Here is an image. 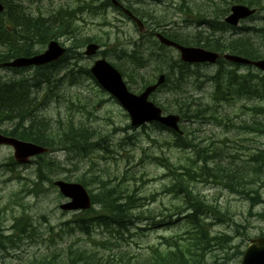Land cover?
<instances>
[{
	"label": "rangeland",
	"instance_id": "obj_1",
	"mask_svg": "<svg viewBox=\"0 0 264 264\" xmlns=\"http://www.w3.org/2000/svg\"><path fill=\"white\" fill-rule=\"evenodd\" d=\"M90 1L17 0L18 4L24 7V13L34 15L41 13L45 17H52V14L57 12L62 14L59 10L61 6L65 7L64 11L70 12L82 3ZM135 1L138 0H123L122 2L148 12L147 14L141 13L148 24L154 28V25H157L164 31L181 33L176 37L184 41V34L191 36L198 34L201 30L202 26L199 28L196 26L197 22H202L203 11L207 12L205 11L206 4H219L223 0H139L137 4ZM101 4L103 3L98 2L93 6L98 7ZM103 7H100L101 10L97 16L90 14V11L76 13L68 25V30L73 29L72 36L64 34L56 36V40L66 48L73 42V36L78 39L94 38L100 45L101 51L97 56L93 58L83 56L81 61L76 62L71 60L68 68L59 73L64 80H66L65 77H70L71 73L75 77L73 86L65 88L63 80L64 86L61 89L69 102L71 100L67 92L87 98L83 114L72 112L63 104L57 109L54 103L56 99L51 102L53 104H47L43 114L52 118V122L58 119L57 114H59L60 121L64 124L72 116L76 124L84 122V125L93 127L97 137L95 139L103 140L100 136H104L99 146L106 151L102 149V151L89 153L85 157L62 150L55 151L43 156L48 160L44 167L35 168L34 164H29L26 167L15 168V174L23 179L17 180L12 179V175L6 172L7 165L9 166L12 161L11 148L0 147V264H38L39 262L43 264H82V260L79 259L81 258L80 252L91 254L89 259L99 260L101 264H121V261L126 259L130 264L137 260L139 263L146 262L149 247H159L163 238H185L180 223L163 225L153 223L162 219V216L158 215L160 210H169L181 203V200L170 195L161 194L163 187L170 183L168 173H182L187 171L185 169L196 171L200 166L196 165L195 155L191 152L201 155L200 149L207 150L210 156L214 153L213 158L224 165L230 164L238 166L239 170H246L244 173L250 179L244 180L243 188L255 190L260 200L263 201V203L253 204L247 196L242 194L240 186L233 187L232 191L220 184H206L199 181L193 183L195 191L210 202L214 201L219 204L225 218H230V221L226 220L224 223L213 225L212 234H229L233 236L232 244L240 243L241 250H245L250 239L264 234V178L258 172L244 169L241 164L242 160L248 163L245 159H248L247 153L253 148L259 149L257 153L264 151V125H255L254 132L249 131L250 134L243 133L239 127H249L255 120L264 121L263 114H255L259 109H264V96L258 98L260 96L258 95L248 99L240 98L239 95L229 97L228 95H230V90L234 92L242 86L251 87L252 84L260 94L264 95L263 75L252 72L249 68L225 64L202 68L191 67L187 73L177 71L175 65L178 61L177 53L170 49L160 50L153 47L152 40L148 41L150 45L147 49L141 43L148 38L141 36L135 27L110 8L106 14H102ZM257 11L254 19L239 24L236 34H232L231 31H220L209 39L210 43L218 37L225 41L240 38L247 40L257 53L264 55V10L257 9ZM220 13L221 10L216 15ZM206 18L214 19L210 16ZM252 29L258 31L254 32ZM244 31L246 33H243ZM78 50L83 52L84 47ZM139 50L146 53V59H141V62L132 60L129 57L132 52H135V58L140 59ZM101 52H105V55L101 56ZM151 52L154 54L150 56ZM255 54H246L244 57L256 60L253 57ZM102 57L116 67L122 66V70L130 75H135L140 71L141 66H150L141 71L143 75L151 72L154 67L158 69L157 72L171 73L170 81L160 90V94L158 92L156 96L151 97V100L161 104L167 112H178L182 118L180 129L194 144L190 151L189 148L180 149L168 146L164 142H169L171 139L167 132L158 133L151 126L131 128L129 119L120 106L106 93H103L91 79L77 73L78 67L89 68L93 60ZM49 71L50 69L42 70L43 73ZM32 72L33 69H30L24 75L29 76ZM181 73L183 74L180 76ZM9 74V71L0 68V80ZM243 75L248 80L244 81L239 78L236 81V78L233 80L230 78L231 76L244 77ZM249 75L252 77L256 75L258 78L252 80ZM135 82L136 79H133V84L129 83L130 90L134 93H136L135 89H139ZM217 83H222V87L217 91L219 101H214L212 97L215 95L216 90L214 89ZM227 84L228 90H225ZM236 96L241 99V103L232 106V102L239 99L235 98ZM185 102L189 103L186 109L183 108ZM243 105L258 106L254 109H247L241 107ZM75 127L78 126L75 125ZM260 129L263 132H259ZM77 147L85 148L83 143ZM237 156L240 160L242 159L241 162ZM154 160L158 163H154ZM263 161L260 170L264 175ZM43 165L44 163L41 162L40 166ZM47 173H53V177L49 175L51 180L68 179L69 182H74L79 178H84L93 196L99 194L101 181L107 182V187L127 186L133 190L132 193L136 192L140 203L144 206L142 209L155 214L154 221L134 219L127 226L129 234L124 231L121 234H109L105 229L96 227L89 228L86 235L81 234L76 230L73 221L76 218H72L73 214L63 213L58 208L64 199L57 189L49 187L46 181L39 179L40 176H47ZM92 176H95L94 179ZM32 181L40 184L37 188L38 192L15 193L24 183L29 188H33ZM248 195L251 198L255 197L252 192ZM163 213L167 214L165 211ZM240 260L241 257L230 264H239Z\"/></svg>",
	"mask_w": 264,
	"mask_h": 264
},
{
	"label": "trees",
	"instance_id": "obj_2",
	"mask_svg": "<svg viewBox=\"0 0 264 264\" xmlns=\"http://www.w3.org/2000/svg\"><path fill=\"white\" fill-rule=\"evenodd\" d=\"M0 3L4 6V12L0 14V64L17 57H30L42 51V49H44L43 47H45L51 39H56V36L73 34V29L68 30L69 21H72L74 18L71 14L69 15L62 11L60 16L59 13H56V16L45 19L41 17V15L24 13V7L18 4L17 0H0ZM232 4H245L257 9L264 8V0H223L219 4L208 3L206 4L207 9H205V11L207 10L208 13L214 14V19L205 20L203 29H208L211 33L218 31L216 22L219 18H223L228 13L229 7ZM87 9L93 11L91 12L92 15H97L101 10L99 6L96 7V9H91L90 7ZM219 10H221V13L216 15ZM136 11L135 13L139 14V12ZM173 34L176 36L178 33ZM198 34L202 35V32ZM166 36L170 37V33L166 34ZM174 39L177 42H184L175 37ZM219 41L218 38H215V41L212 43H210L209 40L201 43H203V48L217 52L226 50L235 55L256 53L253 56L255 59L264 58V56L255 51L252 44L247 40H229L223 42V44ZM90 42L96 41H94V38L78 39L73 36V42L67 49L63 58L54 64L33 69V72L29 76L24 75V73L27 72L25 69H9L12 75L10 77L5 76V79L2 78L0 80V133L16 139L34 142L49 150H62L82 157L92 152L102 151L103 148L99 146V142H103L104 136H100L103 140L95 139L97 137L93 127L84 125V122L76 124L72 116L65 121L64 127L61 126L60 120H56L59 125L53 127L50 120H47L40 115V113L38 114V106L40 103H51V99L54 96L49 88L56 87L58 80H54L50 83V78L53 74L56 76L60 71L68 68L71 60H81L82 55L78 49ZM149 45L150 43H147L145 47ZM138 53L140 59L134 57L135 52L129 54V57L138 62H141V59H146V53L141 50H139ZM102 55H105V52H102ZM175 65L177 71L181 70L187 73L189 70L187 65L179 61H177ZM121 67L122 66L119 65L117 69L130 81L131 75L123 71ZM44 69H50V71L48 73H43L42 70ZM77 73L88 79L91 78L88 68L84 69L80 66L77 69ZM158 73L162 72L160 71ZM182 74L183 73H181L180 76ZM169 75L171 76V73H167L166 83L170 81ZM153 77L154 75H150L149 78L141 77L139 82L140 87L149 84L154 79ZM230 78L232 80L236 78V81L239 80V78L244 81L248 80V78L240 76H231ZM250 78L254 80L258 77L255 75L254 77L250 76ZM45 82L48 83L47 86L49 88L47 86L45 87ZM216 87L220 89L222 83H217L215 85V88ZM249 89L250 87L244 88L242 86L239 88V91L249 92ZM225 90H228V84L225 86ZM226 93H228V91ZM250 93L259 95L256 88ZM231 95H233V92L230 90V95H228V97ZM263 96L264 95L261 93L258 98ZM75 102L78 104L79 109L74 107L73 111L82 115V111H84L83 104H86V98L83 95H77L74 103ZM187 104L185 102L183 108H188L189 106ZM257 106L251 107L250 109H254ZM255 114L264 115V109H259ZM251 124L253 125L249 127L243 126V128H241L243 133L247 132V130L254 132V126L264 125V121L255 120ZM75 125L78 127H75ZM151 127L158 133L166 131V128L155 123L152 124ZM259 132L263 131L260 129ZM164 142L172 148L190 149L194 147L186 135L179 136L175 134V136L173 135L171 137L169 142ZM81 143L84 144L85 148L77 147V145ZM200 150L202 152L201 155L196 153L195 156L196 165L200 166L196 171L185 169L187 171H183L182 173H168L171 181L168 185L163 187L161 194L170 195L179 201L181 200V203L173 206L169 210L164 209V211L167 212L166 215L159 211L158 215L162 216V219L153 223L154 225L180 223L185 238H163V242L159 247H149L146 262L139 263L137 260L133 264H230L232 261L242 256L243 251L239 244H232L233 236L225 233L212 234L211 227L213 225L224 223L226 220L230 221V218H225L219 204L214 201L213 203L210 202L198 191H195L193 183L199 181L206 184H220L222 187L229 188L232 191L233 187L237 188V186H240L242 194L247 196L253 204L256 202L263 203V201L260 200L255 190L243 188L244 180L250 179L246 176V173H244L246 170H239L238 166L233 167L230 164L224 165L221 161L213 158V155H215L214 153L210 156L207 150ZM263 159L264 151L261 150L249 156L248 159H245L248 163H245L241 159V165L244 169L258 172V174L264 178L260 170ZM42 162L46 165L44 161ZM156 162L158 163L157 160H154V163ZM94 177L95 176H92V179H94ZM83 179L84 178H79L78 182L87 186V182ZM99 184V194L97 196L91 195L92 204L97 208H91L89 211L79 214V216L75 217L76 219L73 220L76 224V228L82 233L86 235L88 234L89 228L96 227L105 229L109 234H121L122 231L129 234L127 226L130 222H133L134 219L138 221H141V219L154 221L155 214L142 210L143 204L140 203V199H138L136 192L132 193L133 190L129 189L127 186L121 187L115 185L107 187V182L103 181ZM249 192L254 193L255 197L251 198L248 195ZM134 211H136V215ZM249 214H251L250 211ZM172 217H174V220L171 222ZM80 254L81 258L79 259L82 260V264H87L91 254H85V252H80ZM121 262H124L121 264H130L128 259ZM95 263L101 264L100 262ZM38 264L43 263L39 262Z\"/></svg>",
	"mask_w": 264,
	"mask_h": 264
},
{
	"label": "water",
	"instance_id": "obj_3",
	"mask_svg": "<svg viewBox=\"0 0 264 264\" xmlns=\"http://www.w3.org/2000/svg\"><path fill=\"white\" fill-rule=\"evenodd\" d=\"M114 5H117L115 0H110ZM1 11V7H0ZM231 14L225 18V22L229 25L235 26L239 20L251 16L254 11L249 10L245 6L235 5L232 6ZM139 25L140 23L137 22ZM159 40L166 44L171 45L168 41L158 36ZM180 54V60L185 63H214L218 58L217 54L205 51L203 49H192L175 46ZM98 49L95 44H89L84 52L87 56H93ZM64 53V49L58 46L54 41L50 42L45 52L35 55L31 58H17L9 63L4 64L6 67L11 68H26V67H39L45 64L58 60ZM224 59L241 62L235 56L225 55ZM260 71L264 72V60L252 63ZM90 72L97 80L98 84L113 96L123 110L127 113L132 126H139L144 123L157 122L171 129L177 131L176 123L178 117L174 115L163 117L161 116L160 109L156 108L152 103L148 102V96L152 93L158 85L163 82V76H160L157 83L149 86L140 95H133L127 92L119 73L111 67L105 60L96 61ZM0 145L11 146L14 150L15 159L18 162H27L31 156L45 152V149L32 145L30 143H23L11 138L0 135ZM60 192L71 201L64 206L63 210H85L88 209L89 197L83 187L79 184H65L56 182ZM240 264H264V237H259L251 240V244L245 250Z\"/></svg>",
	"mask_w": 264,
	"mask_h": 264
},
{
	"label": "bare ground",
	"instance_id": "obj_4",
	"mask_svg": "<svg viewBox=\"0 0 264 264\" xmlns=\"http://www.w3.org/2000/svg\"><path fill=\"white\" fill-rule=\"evenodd\" d=\"M116 2H119V1H123V0H115ZM98 2H102L104 4V7H103V10H102V14H106L108 9L110 8L112 11L114 10V8L112 7V2L110 0H91L90 2H88L89 4L93 5L95 3H98ZM9 3V2H8ZM7 3V4H8ZM139 3V0L138 1H135V4ZM6 4V5H7ZM10 4H11V1H10ZM86 3H82L81 6H78V8L74 9L73 10V15L75 16L76 13H79V9L82 8ZM251 5V4H250ZM0 7H1V11H0V14H2L4 12V6L0 3ZM62 8H60L59 10L63 11V12H67V11H64L63 9L65 7L61 6ZM251 7V6H250ZM136 9H139L138 7H136ZM154 23V22H153ZM146 28V29H145ZM144 28V31L143 34H140L141 36H144L145 38V34L148 32L149 34H156L155 32L152 31V27L151 26H146ZM243 33H246V31H244ZM248 33V32H247ZM175 35V34H173ZM214 33H209V34H204V35H200V34H193L191 36H189L188 34H184V42H177L174 37L172 36V34H170V37H167L166 34H160V37L163 38L164 40L168 41L171 45H166L164 43L161 42V45H163L165 48L167 49H170L172 51H176V48L174 47L175 46H179V47H184V48H192V49H199V48H203V41H206V40H209V39H212L214 37ZM176 37V36H175ZM177 38V37H176ZM146 39V38H145ZM148 41L150 40H144V42H142L141 44L145 45L147 43H149ZM86 50V48H85ZM80 52V50H78ZM260 51V50H259ZM262 52V51H261ZM260 54V53H259ZM81 55H82V58H83V53L81 51ZM243 55V54H242ZM242 55H238L236 56L237 59L243 61L244 63H241V62H233V61H229V60H222L219 62V64H225V65H229V66H233V67H243V68H249V69H255L256 67L252 65V63H254L256 60H251L250 58H247V57H243ZM3 57V56H2ZM87 58H91V56H87ZM82 60V59H81ZM81 60H78V61H81ZM184 65H187L188 68H191V67H198L197 65H189L187 63H183ZM93 65H91L92 67ZM218 66V65H217ZM224 66V65H223ZM42 67V66H41ZM40 68V67H39ZM221 68V67H220ZM17 74V73H16ZM162 74V73H160ZM94 83H97V80L95 79L94 76H92L90 78ZM211 79V78H210ZM209 82V81H208ZM204 88V87H203ZM215 90V89H214ZM74 94V93H73ZM159 94H160V91H159ZM197 94V93H196ZM258 95V94H257ZM264 100V99H263ZM200 101V100H199ZM260 103V102H259ZM255 107V106H254ZM248 112V110H247ZM252 116V115H251ZM226 117V116H225ZM256 140V139H255ZM48 142V141H47ZM191 144H193V142H191ZM205 144V143H204ZM199 145V144H198ZM194 146V144H193ZM192 147V146H191ZM201 147V146H200ZM193 148V147H192ZM190 148V149H192ZM259 150V149H258ZM258 150H255V148H253V150L249 153H247L248 156H251L252 154H256ZM101 151V150H100ZM239 152V151H238ZM52 153V152H50ZM93 153V152H92ZM49 154V153H48ZM191 154H194L196 156V153L194 152H191ZM204 154V153H203ZM209 154V153H208ZM229 159V158H228ZM237 159L239 160V162H241L240 158L237 156ZM211 166V165H210ZM234 167V166H233ZM169 178V182L171 181V178L170 176H167ZM32 232V231H31ZM24 234V233H23ZM25 240V239H24Z\"/></svg>",
	"mask_w": 264,
	"mask_h": 264
},
{
	"label": "flooded vegetation",
	"instance_id": "obj_5",
	"mask_svg": "<svg viewBox=\"0 0 264 264\" xmlns=\"http://www.w3.org/2000/svg\"><path fill=\"white\" fill-rule=\"evenodd\" d=\"M122 6L124 5L123 2L121 3ZM125 7V6H123ZM118 10L122 13V10L120 8H118ZM129 20V19H128ZM130 21V20H129ZM145 26V25H144ZM146 29V28H145ZM158 32H161V31H164L163 29H160V30H156ZM221 44L224 42V40H222V38L220 37V41H219ZM243 57L246 56V55H242ZM248 58V57H247Z\"/></svg>",
	"mask_w": 264,
	"mask_h": 264
}]
</instances>
